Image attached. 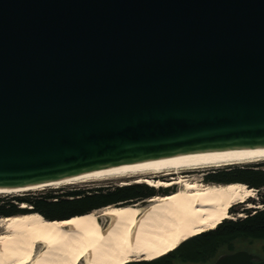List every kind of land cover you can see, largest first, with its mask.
<instances>
[{"label": "water", "instance_id": "1", "mask_svg": "<svg viewBox=\"0 0 264 264\" xmlns=\"http://www.w3.org/2000/svg\"><path fill=\"white\" fill-rule=\"evenodd\" d=\"M260 149L264 0H0V194Z\"/></svg>", "mask_w": 264, "mask_h": 264}, {"label": "bare ground", "instance_id": "2", "mask_svg": "<svg viewBox=\"0 0 264 264\" xmlns=\"http://www.w3.org/2000/svg\"><path fill=\"white\" fill-rule=\"evenodd\" d=\"M260 161H264V149L160 157L48 184L44 187L134 178V183L175 190L153 195L142 207L108 205L65 220H45L35 212L1 218L0 264H129L156 259L233 219L230 210L235 206L260 207L250 203L256 195L253 188L237 182L204 183L187 171ZM165 176L172 177L162 179ZM99 218L106 219L103 226H98Z\"/></svg>", "mask_w": 264, "mask_h": 264}, {"label": "trees", "instance_id": "3", "mask_svg": "<svg viewBox=\"0 0 264 264\" xmlns=\"http://www.w3.org/2000/svg\"><path fill=\"white\" fill-rule=\"evenodd\" d=\"M260 166L262 165L237 164L215 168L211 169L204 179L207 183H241L249 189L253 188L256 193L264 190V168ZM44 188H37L41 190L25 191L21 194H0V217L5 218L20 213L35 212L41 214L45 220L60 219L75 215L79 216V214L84 213L88 214L100 206L117 205V203L132 205L135 200H145L158 193L156 189L143 183L125 186L104 184L93 188H79L76 186ZM260 198L262 203L261 209L249 210L248 208H243L242 211L247 214L246 217L236 220H224L215 229L189 238L193 241L190 246L185 245L189 240L187 239L179 246L180 248L178 247L179 249L177 248L176 253L184 249L185 252L182 254V258L194 259V256L189 255L193 249L213 239L215 241L222 238L227 240L230 237L236 236L264 238V191L260 193ZM250 202H252L251 199ZM23 204H26L30 208L21 207V205L24 206ZM230 212L234 213L235 209L232 208ZM173 251L158 257V260L153 259L150 260L151 262L143 261L142 263H158L161 261L159 258L165 255L170 256V254H173L171 253Z\"/></svg>", "mask_w": 264, "mask_h": 264}, {"label": "rangeland", "instance_id": "4", "mask_svg": "<svg viewBox=\"0 0 264 264\" xmlns=\"http://www.w3.org/2000/svg\"><path fill=\"white\" fill-rule=\"evenodd\" d=\"M248 164H261L262 166H260V167L264 168V161H260V162H256V163L239 164V165H248ZM219 168H222V167H219ZM211 169H215V168H206V169L187 171V174H190L191 178H196L198 180L203 181L204 183H207L204 178L208 175V172ZM169 177H172V176H165L164 178H166V180H168ZM197 177H199V178H197ZM104 184H110L113 186H125V185L138 184V183H134V178L114 179V180H105V181L83 180V181H79V182H73V183H70L69 185L60 186V187L76 186L79 188H93V187L104 185ZM139 184H142V183H139ZM147 186H149V185H147ZM47 188H58V187H46V189ZM42 189H45V188H42ZM33 190H40V189L35 188ZM156 190L158 191L160 189H156ZM174 190H175V188H172L169 190V192L174 191ZM263 191L264 190H260V192H256L255 198H250L252 200V202H250V203L260 205V207L258 209L262 208L260 193H263ZM13 193L21 194L24 192L20 191V192H13ZM157 194H161V193L158 192ZM165 194H168V193H165ZM161 195H163V194H161ZM135 203H137L139 205V207H142V206H145L148 204V200L147 199L146 200H138V201L135 200V201H133V204H135ZM117 204H120V203H117ZM23 205L24 206L21 205V207L30 208L26 204H23ZM113 205H115V204H113ZM245 205L246 204H239V206L237 205L234 207V209H235V212L233 213L234 218L231 220H236L238 218L246 217L247 214L242 211V209L245 207ZM248 209L254 210L256 208L250 207ZM93 211H98V210L95 209ZM238 213H242L243 216L238 217ZM1 218L2 217H0V219ZM99 222L104 224V223H106V219H100ZM1 230H2V228L0 227V232H1ZM192 243H193V241L191 239H189L185 243V245L190 246V244L192 245ZM178 249L171 252L173 254H170V256L165 255V256L159 258V260L161 259V261H159L158 263L155 262L154 264H213L219 255L224 254V253L235 252L237 250H246L250 253L257 254V255L261 256L262 258H264V238H251V237H245V236H239V237L236 236V237H230L227 240H225V238L219 239L217 241H215L213 239V240L205 242L203 245H201L199 247L197 246V248L193 249V251L189 255L194 256L195 257V258L193 257L194 259L182 258V254L185 252V250L184 249L181 250L179 252L180 253V255H179V253H176ZM149 262H151V261H149ZM129 264H145V263L134 261V262L129 263Z\"/></svg>", "mask_w": 264, "mask_h": 264}, {"label": "flooded vegetation", "instance_id": "5", "mask_svg": "<svg viewBox=\"0 0 264 264\" xmlns=\"http://www.w3.org/2000/svg\"><path fill=\"white\" fill-rule=\"evenodd\" d=\"M162 179H166V178H162ZM169 190H170V189H160V190H158V192L161 193V194H165V193H169ZM170 192H171V191H170ZM138 200H141V199H138ZM138 200H137V201H138ZM142 200H144V199H142ZM145 200H146V199H145ZM104 207H106V206H100V207L96 208V210L100 211V210H102ZM98 211H95V212H98ZM100 219H101V218L97 219L98 226H103L104 224H102V223L99 222Z\"/></svg>", "mask_w": 264, "mask_h": 264}]
</instances>
